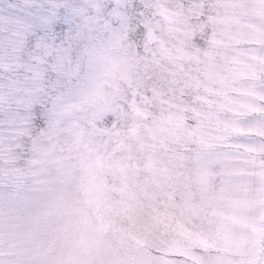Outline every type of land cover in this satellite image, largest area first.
<instances>
[{
    "label": "snow or ice",
    "instance_id": "obj_1",
    "mask_svg": "<svg viewBox=\"0 0 264 264\" xmlns=\"http://www.w3.org/2000/svg\"><path fill=\"white\" fill-rule=\"evenodd\" d=\"M0 264H264V0H0Z\"/></svg>",
    "mask_w": 264,
    "mask_h": 264
}]
</instances>
